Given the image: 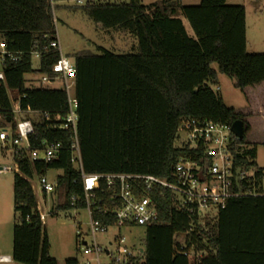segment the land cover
<instances>
[{"label":"trees","instance_id":"trees-1","mask_svg":"<svg viewBox=\"0 0 264 264\" xmlns=\"http://www.w3.org/2000/svg\"><path fill=\"white\" fill-rule=\"evenodd\" d=\"M83 11L104 31L123 32L137 40L129 54L99 48L98 54L82 52L70 58L76 68L77 132L85 174L171 180L179 158L186 153L176 148L180 122L196 119L229 126L242 122L244 136L237 144L249 149L245 157L250 156L252 162L244 158L241 163L257 169L262 177L264 170L255 161L257 144L248 137L254 130L249 119L263 116L264 95L259 97L255 90L264 86V53L247 51L245 6L227 5V0H201L196 5L159 0L145 6L141 0H128L91 2ZM56 38L51 0H0V42L8 51L22 54L19 62L7 61L2 66L1 113L13 126L12 109L18 102L22 110L47 114L49 120L31 118L32 149H41L45 142L62 146L59 157L48 164L32 163L25 153L14 156L21 173L15 175L13 189L14 264H58L50 255L38 202L27 179L61 170L54 192L55 211L86 208L81 176L72 163L71 133L52 128L66 118L67 93L50 87L29 89L24 79L31 73L54 78L51 69L59 53L44 49ZM37 51L43 54L33 70L31 54ZM219 74L244 93L245 110L228 108L214 91ZM114 196L115 191L101 181L93 216L111 228L117 225L113 213L120 205ZM161 206L162 223L145 229L142 264H264V197L231 199L214 219L204 224L194 219V228L184 241L195 254H203L200 260L176 253V234L192 229V220L170 201ZM76 263L77 259L66 261Z\"/></svg>","mask_w":264,"mask_h":264},{"label":"built area","instance_id":"built-area-1","mask_svg":"<svg viewBox=\"0 0 264 264\" xmlns=\"http://www.w3.org/2000/svg\"><path fill=\"white\" fill-rule=\"evenodd\" d=\"M53 0L51 5L53 7ZM78 4H82L78 2ZM44 51L59 53L58 61L52 66L51 73L54 78L41 76V82L53 86L61 83V89L68 96V112L64 122L54 125V130L71 133L72 137V163L79 171L84 198L85 210L89 216V241L83 236L81 230L77 232L80 240L79 253L81 259L76 264H102L101 257L106 255L109 264H142L144 251H134L128 247L124 237H116L109 241L107 247H102L98 236L105 235L111 229L96 220L93 216L95 207V192L99 190L100 182L105 181L107 187L115 191L114 198L120 205L114 209L117 225L121 227L148 228L162 223L161 202L170 201L171 205L180 212H185L192 220V229L188 232L176 234V253L185 257H196L198 260L203 254H195L193 248H188L184 238L194 228V221L204 224L207 219H214L220 210L224 209L231 199L242 196L264 197V172L258 176L255 168H245L242 165L244 158L250 161V156L245 157L248 148L238 145L240 140L232 132V126L186 119L180 122L176 137V148L185 151L175 166L173 177L161 179L155 176L141 175H87L83 170L80 146L77 132L78 102L74 96L76 68L71 59L61 52L59 40L56 38ZM43 52H33L32 62L39 63ZM22 54L7 50L4 42H0V89L5 82L2 66L10 61L17 63ZM38 67V65H37ZM13 126L10 120L3 117L0 107V157L7 159L11 155L15 163L16 172L21 175L19 166L15 162L16 153H25L29 160L48 164L59 157L61 144L43 143L39 150L32 149L30 137L35 134L31 118L43 116L49 120L47 114L33 112L30 109L22 110L20 103L13 105ZM178 144V145H177ZM252 162V160L250 161ZM11 170L8 166H0V175H5ZM30 181V179H27ZM40 188L45 197L54 195L57 187L50 184L45 176L39 177ZM248 186V189L245 187ZM33 188V187H32ZM34 191V190H33ZM75 204V198L73 204ZM38 210L44 221V215ZM215 211L213 216L210 212ZM195 219V220H194ZM1 261V260H0Z\"/></svg>","mask_w":264,"mask_h":264},{"label":"rangeland","instance_id":"rangeland-1","mask_svg":"<svg viewBox=\"0 0 264 264\" xmlns=\"http://www.w3.org/2000/svg\"><path fill=\"white\" fill-rule=\"evenodd\" d=\"M147 6L159 0H141ZM81 2L82 4H78ZM115 4L127 3L128 0H56L53 2V13L56 23L57 39L61 46L62 54L67 58L82 52L98 54L99 48H103L114 54L125 55L131 53L133 47L137 46V40L127 34L125 38L123 32L104 31L94 21H92L83 11L88 3ZM200 0H186L185 5H196ZM227 5H243L246 8L249 40L258 37L259 26H264V0H227ZM185 26L190 36L193 32L187 22ZM126 34V33H124ZM251 43V41H250ZM251 49V48H250ZM257 53H264V41L258 46ZM37 62L33 63V70L37 69ZM218 71V66H212ZM26 87L29 89L39 87H50L51 89H61V83L57 82L53 86L41 82L42 77L37 73L25 75ZM215 92L220 93L225 105L243 111L247 108V99L239 89L234 87L233 82L225 75L219 74V84L213 87ZM256 124V122H253ZM253 137L248 140L257 144L256 164L264 170V126L259 130L254 126ZM178 145V144H177ZM0 166H8L10 172L0 175V206L9 220V229H14L16 215L14 212V178L16 172L15 163L11 155L7 159L0 157ZM61 170H52L45 176L50 184H55L58 177L62 176ZM34 194L39 204L41 213L44 215V231L50 243V255L58 264H66L67 260L81 259L79 253L80 240L77 232L81 230L84 237L89 241V216L88 212L82 210L55 211L57 205V194L45 197L40 185L39 177H34L30 181ZM216 216V212H210ZM5 229V227H3ZM124 237L127 245L134 251L145 249V229L140 227L111 228L107 234L98 236V242L102 247H107L108 242L116 237ZM102 264H109L110 260L106 255L101 257Z\"/></svg>","mask_w":264,"mask_h":264},{"label":"crops","instance_id":"crops-1","mask_svg":"<svg viewBox=\"0 0 264 264\" xmlns=\"http://www.w3.org/2000/svg\"><path fill=\"white\" fill-rule=\"evenodd\" d=\"M183 4L186 0H181ZM201 1V0H200ZM246 27H247V51L249 53H257L256 50H258V46L260 43L264 41V26H259L258 37H254L252 40H249V29H248V21H247V14H246ZM125 38H127V34H122ZM251 41V43H250ZM134 48V47H133ZM251 48V49H250ZM255 94L259 97L261 95H264V86L258 87L255 90ZM263 116L261 118H252L249 119V123L252 128L257 127L259 130V126H264V109ZM253 122H256V124H253ZM253 132L250 133V137H253ZM39 205V204H38ZM44 223V221H43ZM5 227V229L3 228ZM12 249H13V230L9 229V220L7 217V213L1 209L0 206V264H14L12 260ZM78 260V259H77Z\"/></svg>","mask_w":264,"mask_h":264},{"label":"water","instance_id":"water-1","mask_svg":"<svg viewBox=\"0 0 264 264\" xmlns=\"http://www.w3.org/2000/svg\"><path fill=\"white\" fill-rule=\"evenodd\" d=\"M232 132L233 134L239 138V139H242L243 136H244V129H243V123L238 121V122H235L233 125H232Z\"/></svg>","mask_w":264,"mask_h":264}]
</instances>
